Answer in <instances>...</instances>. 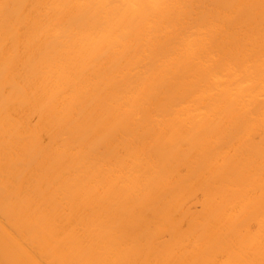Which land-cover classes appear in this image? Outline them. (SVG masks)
Segmentation results:
<instances>
[{
    "label": "bare ground",
    "instance_id": "6f19581e",
    "mask_svg": "<svg viewBox=\"0 0 264 264\" xmlns=\"http://www.w3.org/2000/svg\"><path fill=\"white\" fill-rule=\"evenodd\" d=\"M195 3L0 0V264H264V147L243 149L264 130V32L214 33L264 0L216 3L183 29ZM199 188L201 220L180 231Z\"/></svg>",
    "mask_w": 264,
    "mask_h": 264
},
{
    "label": "rangeland",
    "instance_id": "374dc122",
    "mask_svg": "<svg viewBox=\"0 0 264 264\" xmlns=\"http://www.w3.org/2000/svg\"><path fill=\"white\" fill-rule=\"evenodd\" d=\"M228 1L229 0H201V2H200V0H196L197 5L195 3L196 6L195 7L192 6L191 9H189L188 12H186L189 14H186V15H188V19L186 16L184 18L185 22L183 23L184 25L182 26L183 29L191 28V26L194 24V21L196 22L197 19L198 18L200 19L204 13L209 12L213 9L214 4H216V3H227ZM188 20H189V23H188ZM245 21H250V25L249 26H245V25L241 26L240 25V27H236L235 29H230V30L228 28V26H230V25H234V24H237L238 22H245ZM262 21H264V10L260 9V5L254 4V6L242 8L241 10H239L234 15L226 18V23L228 26L223 24L224 26H218L219 29L216 28L219 33L217 32V30L214 33L215 34L217 33L216 34L217 36H215V37L216 38L218 37V39H216L214 37V35H215L214 33H213V38H215V40H221V39L225 40V39H233V38L241 37V36H243V34L245 32H249V31L256 30V31L264 32V24H262L263 23ZM187 23H188V25H187ZM185 27H187V28H185ZM225 53H226V51L220 50V51L214 53V57L222 56ZM144 66H147V65L143 64V66H141V68H139V70H141V72H139V73H142V71H145L146 67H144ZM133 73L138 74V70H137V72L133 71ZM166 83L169 85H167ZM161 86H163V87H160L161 91H163V92H162V94H160V96L163 97L166 95L167 97H165V98L167 99L168 95L172 91L173 87L170 86V83L167 80ZM168 87H170V89ZM173 91H174V89H173ZM262 103H264V91L259 96H257V99L255 101V104L258 106ZM252 108L253 107H251V109ZM37 122H38V116L36 114H33L29 117V124L28 125H30V127L36 126ZM139 130L138 131L140 133L142 132L144 134L145 133L148 134V132L151 131V129L149 127L148 128L145 127L144 129L140 128ZM227 131L228 132H226V137H228L232 134L231 130L230 131L227 130ZM50 135H51V133L48 131H43L41 133V135L39 137V144L41 147L45 148L48 146V144L50 142ZM66 136L67 135H62V136H60V138L65 139ZM92 145L90 147L91 149L92 148L94 149L92 151H97L100 153H104L106 151V148L103 146H97L95 148L94 146H96V145H94V144H92ZM163 145L165 146V144H163ZM117 147H118L117 151L121 154L123 152V149H121L122 147L121 146H117ZM147 147H149L148 149H150V150L151 149L156 150V148H154L155 146L154 145L152 146V143L149 144ZM150 147H152V148H150ZM167 147H168V145L166 144L165 148H167ZM187 147H188V145L185 141H182L181 145L179 146L181 152H184V150ZM263 147H264V130L260 129V130L254 131L253 133L250 134L249 138L247 139V142L243 146V149L245 148L246 150L249 149V150H253L256 152V151H259ZM104 149H105V151H104ZM161 149H162V147L160 148V150H158V151H162L161 156H163V154H164V157H167L166 154H168V153H166V152H168V151H166V150H168V148L166 150L165 149L161 150ZM228 149H229L228 154L230 156H232L234 153V149H232V148H228ZM105 153H107V152H105ZM157 155L160 157V153H158ZM236 159L238 161L242 160V158L240 156H236ZM28 161H30V160H26L25 162H22V163H26ZM199 164H200V161H198L197 159L188 161L186 164H183L179 167V169L177 171V176L180 178H185V177L193 175L194 170L199 166ZM221 164H222V161H220V160H218L216 162V165H221ZM258 195L259 194H256V196H258ZM205 207H206V195H205L203 189H201V188L197 189L189 197L184 198V200L181 203L180 208L176 212V216L181 217L178 229L180 231H186L188 229V225H189L190 221L195 220V219L201 220V214H203ZM1 218L3 221L4 217L2 216ZM256 228H257V222L252 221L250 223V226H249L250 231H255ZM170 236H171V232L169 230H163L158 235L155 236V242L158 246L166 244L169 241ZM191 246H193V243H191L190 241L184 243V249L187 251H193L191 249Z\"/></svg>",
    "mask_w": 264,
    "mask_h": 264
}]
</instances>
